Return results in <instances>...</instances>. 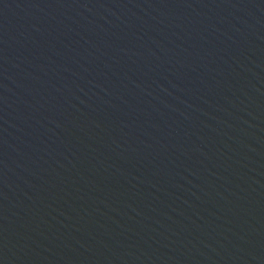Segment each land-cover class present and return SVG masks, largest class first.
I'll use <instances>...</instances> for the list:
<instances>
[{
    "label": "water",
    "instance_id": "95a60500",
    "mask_svg": "<svg viewBox=\"0 0 264 264\" xmlns=\"http://www.w3.org/2000/svg\"><path fill=\"white\" fill-rule=\"evenodd\" d=\"M0 264H264V0H0Z\"/></svg>",
    "mask_w": 264,
    "mask_h": 264
}]
</instances>
